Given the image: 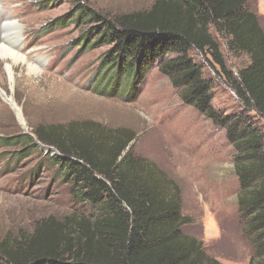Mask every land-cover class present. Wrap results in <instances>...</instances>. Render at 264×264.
Returning a JSON list of instances; mask_svg holds the SVG:
<instances>
[{
    "label": "trees",
    "instance_id": "1",
    "mask_svg": "<svg viewBox=\"0 0 264 264\" xmlns=\"http://www.w3.org/2000/svg\"><path fill=\"white\" fill-rule=\"evenodd\" d=\"M248 1L154 0L148 9L115 17L76 1L72 13L50 23L83 26L73 41L78 53L108 46L89 81L100 94L132 98L159 62L160 72L179 89L181 100L224 127L231 144H236L240 153L235 168L244 191L239 202L255 211V226L264 228L261 132L244 116L214 110L212 80L203 76L189 54L193 48L209 56L215 73L243 106L264 118V31ZM211 28L225 38L230 50L248 55L249 64L236 75L227 69ZM33 133L62 154L50 156L51 163L70 176L74 198L96 213L49 216L38 220L30 233L2 238L0 264H220L205 256L197 238L182 231L188 221L181 214L179 194L168 187L156 166L134 155L132 130L106 129L87 121L40 124ZM0 140L8 146L38 148L27 134L10 142Z\"/></svg>",
    "mask_w": 264,
    "mask_h": 264
},
{
    "label": "rangeland",
    "instance_id": "2",
    "mask_svg": "<svg viewBox=\"0 0 264 264\" xmlns=\"http://www.w3.org/2000/svg\"><path fill=\"white\" fill-rule=\"evenodd\" d=\"M76 1L108 17L148 9L154 2L0 0V21L10 17L22 27L19 44L7 37L9 34L5 39L2 29L0 42L4 40L9 48L18 49L38 68L29 71L23 64H14L0 50V91L15 102L13 106L0 92V138L10 142L16 135L27 134L38 143L37 149H25L24 144L8 146L0 140V240L30 233L38 220L49 216L63 219L74 212L96 213L94 207L74 198L76 188L70 176L51 163L50 156L62 154L40 143L33 133L40 124L90 121L106 129L134 132V155L156 166L168 187L179 194L181 214L188 221L181 229L201 242L207 258L220 264H263L264 228L255 226V211H248L239 202L244 192L235 168L240 151L229 141L226 129L185 104L179 89L160 72L159 62L132 98L103 95L91 89L89 81L108 46L78 53L73 41L83 26L54 27L50 23L72 13ZM247 7L257 15L264 31V0H249ZM210 31L227 69L236 75L249 64L248 55L233 52L224 37L212 28ZM189 54L202 67L203 76L212 80L214 110L225 116L248 118L261 132L258 155L264 156V118L243 106L226 80L215 73L209 56L193 48Z\"/></svg>",
    "mask_w": 264,
    "mask_h": 264
},
{
    "label": "bare ground",
    "instance_id": "3",
    "mask_svg": "<svg viewBox=\"0 0 264 264\" xmlns=\"http://www.w3.org/2000/svg\"><path fill=\"white\" fill-rule=\"evenodd\" d=\"M1 9H2V6L0 4V10ZM21 28L22 27L20 26L19 21L16 19L10 20V17H6L3 22L0 21V29H2L3 33L5 34V35H3V37L6 39V36L9 34L7 37L10 36L9 38H13V40H15V42L17 44L20 43V36H21L20 33L22 30ZM7 40H9V39H7ZM9 47L7 45V42H5L4 40L2 42H0V50L3 52V54L8 56L13 61L14 64H23L26 66V68L29 71H36L38 69L36 66L27 62L25 55L20 53L19 51H17L18 49L14 50V49H11ZM8 68H9V70H13L11 65H9ZM11 72L12 71H10V76H11L10 79L12 80ZM0 92L6 98L7 101H9L13 106H15V102H14L12 97H7L4 92H2V91H0ZM18 114L20 115L19 111H18Z\"/></svg>",
    "mask_w": 264,
    "mask_h": 264
},
{
    "label": "water",
    "instance_id": "4",
    "mask_svg": "<svg viewBox=\"0 0 264 264\" xmlns=\"http://www.w3.org/2000/svg\"><path fill=\"white\" fill-rule=\"evenodd\" d=\"M19 116H20V119H21V114ZM21 122L23 123L22 119H21ZM44 147H46V146H44Z\"/></svg>",
    "mask_w": 264,
    "mask_h": 264
}]
</instances>
